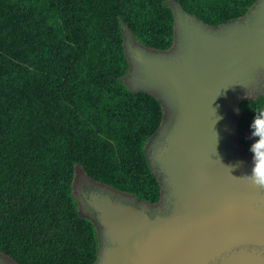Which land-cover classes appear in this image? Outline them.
I'll return each instance as SVG.
<instances>
[{
  "label": "trees",
  "instance_id": "16d2710c",
  "mask_svg": "<svg viewBox=\"0 0 264 264\" xmlns=\"http://www.w3.org/2000/svg\"><path fill=\"white\" fill-rule=\"evenodd\" d=\"M209 25L255 0H177ZM123 20L142 44L173 43L167 0H0V250L19 264H93L98 236L78 214L75 164L97 181L159 200L144 146L163 118L159 100L133 92ZM264 94L240 101L236 135L246 151ZM252 154V153H251Z\"/></svg>",
  "mask_w": 264,
  "mask_h": 264
},
{
  "label": "water",
  "instance_id": "95a60500",
  "mask_svg": "<svg viewBox=\"0 0 264 264\" xmlns=\"http://www.w3.org/2000/svg\"><path fill=\"white\" fill-rule=\"evenodd\" d=\"M167 4V49L142 44L121 20L129 62L122 80L163 110L144 146L160 198L120 191L76 163L78 214L99 241L93 264H264V189L241 179L253 159L236 135L244 92L261 93L264 79V0L214 26L177 0ZM0 264L19 263L0 250Z\"/></svg>",
  "mask_w": 264,
  "mask_h": 264
},
{
  "label": "clouds",
  "instance_id": "9594fccd",
  "mask_svg": "<svg viewBox=\"0 0 264 264\" xmlns=\"http://www.w3.org/2000/svg\"><path fill=\"white\" fill-rule=\"evenodd\" d=\"M217 117V120L221 119V117ZM250 128L251 136L257 138L250 146L253 167L251 174H245L241 179L247 181L252 186L264 189V109L255 111ZM239 166V163L234 165V167Z\"/></svg>",
  "mask_w": 264,
  "mask_h": 264
},
{
  "label": "rangeland",
  "instance_id": "374dc122",
  "mask_svg": "<svg viewBox=\"0 0 264 264\" xmlns=\"http://www.w3.org/2000/svg\"><path fill=\"white\" fill-rule=\"evenodd\" d=\"M129 1H130V0H117V3H118V5H119L120 8L124 9V8L126 7V4H127ZM260 91H261V93L256 92V91H253L252 89H248L246 92H244V95H245V96L256 97V96L259 95V94H264V79H263V81L261 82ZM258 93H259V94H258Z\"/></svg>",
  "mask_w": 264,
  "mask_h": 264
}]
</instances>
